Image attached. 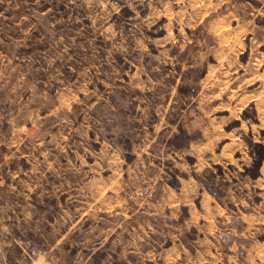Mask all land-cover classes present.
<instances>
[{
  "label": "rangeland",
  "instance_id": "rangeland-1",
  "mask_svg": "<svg viewBox=\"0 0 264 264\" xmlns=\"http://www.w3.org/2000/svg\"><path fill=\"white\" fill-rule=\"evenodd\" d=\"M254 96L264 0H0V217L51 264H100L98 243L109 264L185 129Z\"/></svg>",
  "mask_w": 264,
  "mask_h": 264
},
{
  "label": "crops",
  "instance_id": "crops-1",
  "mask_svg": "<svg viewBox=\"0 0 264 264\" xmlns=\"http://www.w3.org/2000/svg\"><path fill=\"white\" fill-rule=\"evenodd\" d=\"M235 105L224 107L226 114L198 119L197 129L194 123L185 129L190 140L174 146L171 178L163 173L157 189L137 195L144 202L137 208L143 220L135 226L141 239L129 242L125 253L112 252L109 264H264V159L256 178L244 174L252 156L243 138L264 144V98H250L238 113L231 112ZM247 106L256 122L242 118ZM182 157L192 161L183 164ZM3 219L0 264H51L38 236H25ZM101 247L95 253L100 264L107 260Z\"/></svg>",
  "mask_w": 264,
  "mask_h": 264
},
{
  "label": "trees",
  "instance_id": "trees-1",
  "mask_svg": "<svg viewBox=\"0 0 264 264\" xmlns=\"http://www.w3.org/2000/svg\"><path fill=\"white\" fill-rule=\"evenodd\" d=\"M251 146L252 167L248 169V173L251 177L256 178L264 159V144H253Z\"/></svg>",
  "mask_w": 264,
  "mask_h": 264
}]
</instances>
